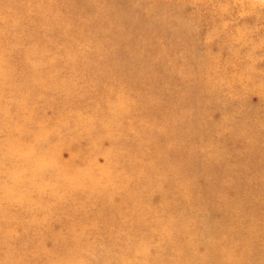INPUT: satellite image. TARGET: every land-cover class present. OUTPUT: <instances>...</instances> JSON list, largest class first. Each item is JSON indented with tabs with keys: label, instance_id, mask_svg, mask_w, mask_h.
<instances>
[{
	"label": "rangeland",
	"instance_id": "374dc122",
	"mask_svg": "<svg viewBox=\"0 0 264 264\" xmlns=\"http://www.w3.org/2000/svg\"><path fill=\"white\" fill-rule=\"evenodd\" d=\"M0 264H264V0H0Z\"/></svg>",
	"mask_w": 264,
	"mask_h": 264
},
{
	"label": "bare ground",
	"instance_id": "6f19581e",
	"mask_svg": "<svg viewBox=\"0 0 264 264\" xmlns=\"http://www.w3.org/2000/svg\"><path fill=\"white\" fill-rule=\"evenodd\" d=\"M13 0H11V2H12Z\"/></svg>",
	"mask_w": 264,
	"mask_h": 264
}]
</instances>
